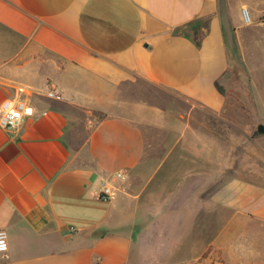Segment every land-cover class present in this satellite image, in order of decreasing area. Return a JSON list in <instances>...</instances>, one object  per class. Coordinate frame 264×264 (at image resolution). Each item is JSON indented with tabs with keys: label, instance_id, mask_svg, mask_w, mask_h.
<instances>
[{
	"label": "crops",
	"instance_id": "0c3cea01",
	"mask_svg": "<svg viewBox=\"0 0 264 264\" xmlns=\"http://www.w3.org/2000/svg\"><path fill=\"white\" fill-rule=\"evenodd\" d=\"M228 1L0 0V264H264V0Z\"/></svg>",
	"mask_w": 264,
	"mask_h": 264
},
{
	"label": "built area",
	"instance_id": "2783aa9c",
	"mask_svg": "<svg viewBox=\"0 0 264 264\" xmlns=\"http://www.w3.org/2000/svg\"><path fill=\"white\" fill-rule=\"evenodd\" d=\"M240 18L243 24H251V14L245 6L240 8ZM32 93L27 87L17 86L14 88L13 97L6 99L0 105V127L4 130L15 129L19 123L25 118L32 115L33 108L29 101ZM45 97L51 100H62V96L54 87H50L45 93ZM112 196V190L107 183L102 184L99 198L103 201H109ZM0 241L4 247L0 249V253H5L8 249L7 234L4 230H0Z\"/></svg>",
	"mask_w": 264,
	"mask_h": 264
},
{
	"label": "rangeland",
	"instance_id": "374dc122",
	"mask_svg": "<svg viewBox=\"0 0 264 264\" xmlns=\"http://www.w3.org/2000/svg\"><path fill=\"white\" fill-rule=\"evenodd\" d=\"M237 3L238 1L236 0H229L228 2H225L224 5H225V10L223 11L224 13V16H225V21H227L228 23H230L233 19V16L238 12V14L240 13L239 12V8L236 12V7H237ZM245 6L246 8H248L250 14H251V19H252V22H253V17H252V13H251V8L248 6V5H243ZM232 10H235V11H232ZM251 36L250 35V40H251ZM243 87L242 89L244 90L245 92V105H252L253 104V99H252V96H251V91L253 89L252 87V82L248 81V80H245L243 82ZM259 86V88L263 91L264 90V81H259L257 83V87ZM240 88V86L238 85V83H233L231 84V87H230V90L231 91H234L236 89ZM250 118L252 117V115H249ZM256 134H263L264 133V128L263 127H257L256 128Z\"/></svg>",
	"mask_w": 264,
	"mask_h": 264
},
{
	"label": "trees",
	"instance_id": "16d2710c",
	"mask_svg": "<svg viewBox=\"0 0 264 264\" xmlns=\"http://www.w3.org/2000/svg\"><path fill=\"white\" fill-rule=\"evenodd\" d=\"M192 41L196 44L199 43L200 41V33H199V30L198 29H194L192 31Z\"/></svg>",
	"mask_w": 264,
	"mask_h": 264
},
{
	"label": "clouds",
	"instance_id": "9594fccd",
	"mask_svg": "<svg viewBox=\"0 0 264 264\" xmlns=\"http://www.w3.org/2000/svg\"><path fill=\"white\" fill-rule=\"evenodd\" d=\"M3 247H4L3 242L0 241V249H2Z\"/></svg>",
	"mask_w": 264,
	"mask_h": 264
}]
</instances>
